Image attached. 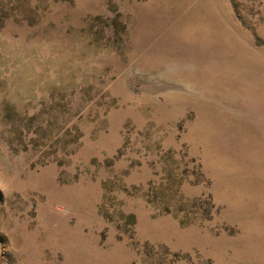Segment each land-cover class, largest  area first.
Instances as JSON below:
<instances>
[{"label": "rangeland", "instance_id": "obj_1", "mask_svg": "<svg viewBox=\"0 0 264 264\" xmlns=\"http://www.w3.org/2000/svg\"><path fill=\"white\" fill-rule=\"evenodd\" d=\"M0 264H264V0H0Z\"/></svg>", "mask_w": 264, "mask_h": 264}]
</instances>
